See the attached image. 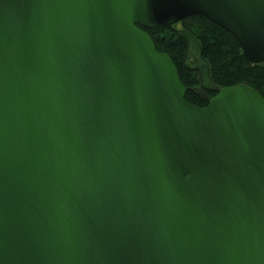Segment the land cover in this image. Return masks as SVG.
Listing matches in <instances>:
<instances>
[{"label": "water", "instance_id": "obj_1", "mask_svg": "<svg viewBox=\"0 0 264 264\" xmlns=\"http://www.w3.org/2000/svg\"><path fill=\"white\" fill-rule=\"evenodd\" d=\"M192 16L264 64V0H0V264H264L263 96L144 30Z\"/></svg>", "mask_w": 264, "mask_h": 264}, {"label": "trees", "instance_id": "obj_2", "mask_svg": "<svg viewBox=\"0 0 264 264\" xmlns=\"http://www.w3.org/2000/svg\"><path fill=\"white\" fill-rule=\"evenodd\" d=\"M144 30L157 50L175 63L190 104L205 108L220 89L240 84L253 87L264 98V64L247 61L236 39L205 17L192 16L170 27ZM165 33L169 35L162 36Z\"/></svg>", "mask_w": 264, "mask_h": 264}, {"label": "rangeland", "instance_id": "obj_3", "mask_svg": "<svg viewBox=\"0 0 264 264\" xmlns=\"http://www.w3.org/2000/svg\"><path fill=\"white\" fill-rule=\"evenodd\" d=\"M168 35H169V33H165V34H163L162 36H168ZM162 36H161V37H162ZM220 90H221V89H220ZM220 90H219V91H220Z\"/></svg>", "mask_w": 264, "mask_h": 264}]
</instances>
